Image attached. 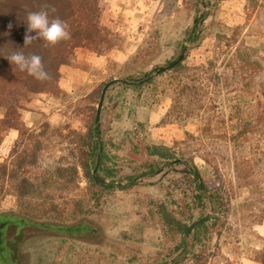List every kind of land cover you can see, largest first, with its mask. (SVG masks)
<instances>
[{"label":"rangeland","instance_id":"1","mask_svg":"<svg viewBox=\"0 0 264 264\" xmlns=\"http://www.w3.org/2000/svg\"><path fill=\"white\" fill-rule=\"evenodd\" d=\"M257 1L252 12L245 0L101 1L100 25L120 36L117 47L106 56L77 49L60 67V96L36 95L22 111L26 127L39 134L41 144L36 165L24 173L37 185L35 193L25 200L27 206L16 199L11 181L0 180L1 216L71 229L49 235L31 226H10L6 239L14 248L9 251L15 264H171L176 240L166 232L156 212L159 204L187 226L208 217V232L200 230L202 243L195 249L204 256L203 264H257L254 251L264 240V221L258 222L264 209V160L252 187L245 186L234 172L231 143L218 136L220 130L213 129L207 137L198 136L199 121L170 110L174 85L183 77L168 71L160 77L155 75L179 55L196 10L200 13L207 9L208 15L200 25L201 42L196 47L188 46L183 64L194 67L213 61L208 73L230 80V71L224 68L227 57L214 48L215 36L229 34L238 26V40L253 49H243L245 54L258 61L260 68L253 67L248 79L237 77V86L245 92L231 95L247 99L255 96L258 85H264V0ZM151 71V84L137 90L114 84L105 94L99 120L107 165L122 183H127L126 176L138 175L158 161L146 155V147L162 145L175 152L181 150L193 157L207 188L219 191L226 218L220 216L213 221L208 210H196L193 184L180 165L170 166L163 174L140 177L128 189L101 192L96 201L89 200L88 179L73 155L72 132L85 131L87 113H95L99 85ZM185 77L189 76L183 81ZM181 106L186 107L185 101ZM44 123L47 128H41ZM185 133L201 139L186 142ZM17 137L15 130L6 133L0 144V164L8 161L12 148L19 153L24 147L25 142ZM74 165V183L41 186L54 168ZM21 232L27 236L18 241Z\"/></svg>","mask_w":264,"mask_h":264},{"label":"trees","instance_id":"2","mask_svg":"<svg viewBox=\"0 0 264 264\" xmlns=\"http://www.w3.org/2000/svg\"><path fill=\"white\" fill-rule=\"evenodd\" d=\"M101 1L0 0V144L10 130H15L17 138L25 142L19 153L15 148H12L8 161L0 164V180L1 182L9 180L13 183L16 199L21 203V206L26 207L25 200L37 190V185L25 177L24 173L27 168L36 165L41 150V144L38 141L39 134L30 132L26 127L22 119V111L36 95L60 96L61 90L58 86L60 67L70 61L77 49L90 51L97 56H106L117 47L120 36L116 32L104 30L100 25ZM245 1L249 12L257 8V0ZM45 6L49 11L50 19L59 17L68 25L71 38L62 41L55 47L45 46L42 40L24 47L28 13L40 11ZM207 15V9L200 13L196 10L191 27L185 32L183 45L187 43L189 47L198 46L201 42L202 32L200 25ZM239 33V27L236 26L231 29L229 34L220 33L215 36L216 45L214 48L218 53H224L227 57L224 68L230 71L232 76L230 80L227 81L218 73H208L214 65L213 61L188 67L183 64V59L182 62L168 70L180 78L195 77L191 79L185 77V81L182 80L183 78L176 81L174 95L170 97V110L184 114L187 119L199 121L198 136L207 137L212 134L213 129H219L218 136L231 143L236 176L244 182L245 186L252 187L253 178L260 172V166L263 165L264 160V85L259 84L255 96L248 99L241 95H234V97L231 95L235 91L245 92L243 88L237 86V77L248 79L252 76L253 67L260 68L258 61H252L245 54V48L253 49L238 40ZM33 35L35 34L33 33ZM19 49H23L25 55H40L50 79L38 81L26 72L19 71L15 65H11L7 58L13 50ZM171 63L172 61L168 65ZM151 73L152 71L145 72L140 77H135L133 74L119 77L120 82L116 85L134 90L140 89L153 82L154 77L151 76ZM162 74L160 73L156 77H160ZM103 84L99 85L95 91L96 100L99 98ZM208 94L210 97L207 99ZM184 101L185 108L181 106ZM197 103L200 105L197 106ZM78 114L82 115V112H78ZM94 116V112L87 113L83 124L85 127L83 133L72 132L75 141L73 155L76 157L84 177L88 179L90 201H96L101 192L128 189L136 185V179L139 180L140 177L163 174L169 170L170 166L180 165L183 167L181 172L193 184L192 202L196 210L199 212L208 210L213 221L224 216L225 204L219 191L207 188L193 157L185 155L181 150L175 152L172 148L162 145L146 147V155L158 161L154 165L146 166L145 171L138 175L126 176L127 183H122L116 171L107 165L109 159L102 138L101 121L98 120V123H95ZM47 127L48 125L45 123L41 125V128ZM185 136L186 142H197L201 139L190 133H185ZM184 142L185 140L180 143ZM95 166L96 174L92 176L91 171ZM76 170L75 165L56 167L54 171L48 173L49 176L45 177L46 179L42 180L41 186L47 187L55 183L67 186L74 183ZM156 212L166 232L176 240L173 248L175 257L171 260V264H203L204 256L195 249L202 243L200 230L208 232L207 221L185 234L188 226L183 221L176 219L164 204H159ZM258 220L260 223L264 221V209ZM254 254L253 260L257 264H264V240L254 251ZM225 264L236 263L227 261Z\"/></svg>","mask_w":264,"mask_h":264},{"label":"clouds","instance_id":"3","mask_svg":"<svg viewBox=\"0 0 264 264\" xmlns=\"http://www.w3.org/2000/svg\"><path fill=\"white\" fill-rule=\"evenodd\" d=\"M54 11V10H53ZM27 30L24 36V47L42 40L47 47H55L62 41L71 38L68 25L59 17L51 18L47 6L40 11L30 12L26 18ZM11 27V25H9ZM33 33L35 35H33ZM19 71L26 72L38 81L50 79L42 57L37 54L25 55L23 49L13 50L7 58Z\"/></svg>","mask_w":264,"mask_h":264},{"label":"flooded vegetation","instance_id":"4","mask_svg":"<svg viewBox=\"0 0 264 264\" xmlns=\"http://www.w3.org/2000/svg\"><path fill=\"white\" fill-rule=\"evenodd\" d=\"M15 227L16 229L20 228H27L28 226H31L32 228L42 231L47 234L51 235H61L62 230L67 232V230L71 229L68 227H59L56 225H52L50 223H33V222H25L23 219L17 217L13 219H9L8 217H4L0 215V264H8L11 262L12 264H15V259L13 258V255L10 253L9 249V243L6 239V232L9 229V227ZM24 231V230H23ZM77 232H79L77 230ZM80 233V232H79ZM67 235V234H66ZM27 234L21 232L20 236L18 238V241L23 240ZM14 250V248H11Z\"/></svg>","mask_w":264,"mask_h":264},{"label":"water","instance_id":"5","mask_svg":"<svg viewBox=\"0 0 264 264\" xmlns=\"http://www.w3.org/2000/svg\"><path fill=\"white\" fill-rule=\"evenodd\" d=\"M188 48V44L185 43L179 53V55L172 61V63L170 65H167V66H164L162 68H160L159 70H157L155 72V75H159L160 73H163L165 71H168L170 68H172L173 66L179 64L180 62L183 61L184 59V56H185V53H186V50ZM120 82V79L119 78H113V79H110L108 81H106L102 88H101V91H100V95H99V98H98V102L96 104V108H95V116H94V121L95 123H98V120H99V115H100V111H101V108H102V104H103V100H104V97H105V94H106V91L114 84H117ZM95 170H96V166L94 167V169L92 170V176H94V173H95ZM208 220V217H204V218H201V219H198L194 222H192L188 227H187V230L185 232V234H188L190 231H192L194 229V227H196L197 225L201 224V223H204Z\"/></svg>","mask_w":264,"mask_h":264},{"label":"crops","instance_id":"6","mask_svg":"<svg viewBox=\"0 0 264 264\" xmlns=\"http://www.w3.org/2000/svg\"><path fill=\"white\" fill-rule=\"evenodd\" d=\"M101 58V57H100Z\"/></svg>","mask_w":264,"mask_h":264}]
</instances>
